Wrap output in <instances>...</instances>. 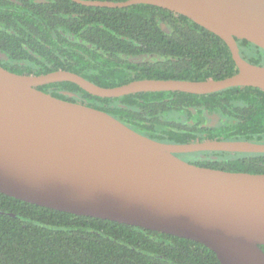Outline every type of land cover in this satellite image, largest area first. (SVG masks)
Listing matches in <instances>:
<instances>
[{
	"label": "trees",
	"instance_id": "trees-1",
	"mask_svg": "<svg viewBox=\"0 0 264 264\" xmlns=\"http://www.w3.org/2000/svg\"><path fill=\"white\" fill-rule=\"evenodd\" d=\"M0 2V49L17 75L74 73L103 87L138 80H222L237 73L225 42L188 18L150 5L84 7L70 0ZM90 1V0H89ZM124 2L126 0H93ZM4 2V3H3ZM240 57L264 66V51L235 39ZM15 62V63H14ZM23 62L26 65L20 66ZM38 90L116 118L154 141L264 144V91L208 95L158 92L99 98L70 82ZM74 94V97L68 96ZM192 165L264 174V154L196 152ZM264 253V246H260ZM0 264H220L203 245L116 222L25 203L0 193Z\"/></svg>",
	"mask_w": 264,
	"mask_h": 264
},
{
	"label": "water",
	"instance_id": "water-1",
	"mask_svg": "<svg viewBox=\"0 0 264 264\" xmlns=\"http://www.w3.org/2000/svg\"><path fill=\"white\" fill-rule=\"evenodd\" d=\"M70 1L109 9L150 5L184 16L225 42L237 73L222 80H138L103 88L68 71L17 75L0 66V193L191 240L212 251L220 264H264V174L202 168L175 156L264 154V144L160 143L103 111L38 90L70 82L104 99L249 87L264 91V66L245 62L235 43L245 40L264 51V0Z\"/></svg>",
	"mask_w": 264,
	"mask_h": 264
},
{
	"label": "flooded vegetation",
	"instance_id": "flooded-vegetation-1",
	"mask_svg": "<svg viewBox=\"0 0 264 264\" xmlns=\"http://www.w3.org/2000/svg\"><path fill=\"white\" fill-rule=\"evenodd\" d=\"M1 1H7V0H0V2H1ZM43 1H45V0H35V1H33V2H34V3H41V2H43ZM3 3H4V2H3ZM2 29H4V27L0 25V30H2ZM5 55H6L5 51H3L2 49H0V60L2 61V63H4V64H6L7 66L11 67L13 61L9 60L8 58L3 59L2 57H4ZM14 63H15V62H14ZM19 65H20V66H22V65H26V63L20 62ZM183 155H185V154H176L175 156L178 157L179 159H182V160H183V157H184Z\"/></svg>",
	"mask_w": 264,
	"mask_h": 264
}]
</instances>
